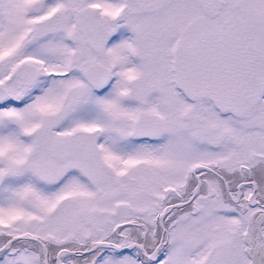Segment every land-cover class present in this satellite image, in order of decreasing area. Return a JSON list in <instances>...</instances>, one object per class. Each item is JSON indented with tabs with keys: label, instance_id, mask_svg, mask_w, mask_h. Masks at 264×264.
Listing matches in <instances>:
<instances>
[{
	"label": "snow or ice",
	"instance_id": "obj_1",
	"mask_svg": "<svg viewBox=\"0 0 264 264\" xmlns=\"http://www.w3.org/2000/svg\"><path fill=\"white\" fill-rule=\"evenodd\" d=\"M0 264H264V0H0Z\"/></svg>",
	"mask_w": 264,
	"mask_h": 264
}]
</instances>
